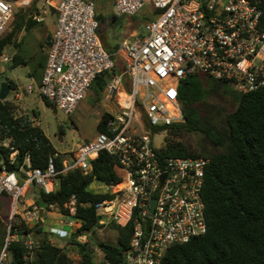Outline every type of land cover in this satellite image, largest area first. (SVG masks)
Returning <instances> with one entry per match:
<instances>
[{
    "label": "built area",
    "instance_id": "1",
    "mask_svg": "<svg viewBox=\"0 0 264 264\" xmlns=\"http://www.w3.org/2000/svg\"><path fill=\"white\" fill-rule=\"evenodd\" d=\"M98 1L46 0L30 14L42 22L55 11L56 27L38 90L63 113H73L96 77L112 71L117 59L126 69L110 76L107 91L118 110L110 113L105 130L95 138L51 155L45 169L34 168L30 155L19 170H8L0 159V199L8 196L13 209L0 264H12L11 241L23 240L29 250L36 247L32 233H12L16 217L29 227L43 223L46 211L25 199L30 185L49 193L58 186V174L77 168L88 173L102 151L119 160L125 176L114 190L112 184L95 182L94 191L110 194L96 204L100 222L120 227L133 223L122 261L103 257L102 264H162L172 246L187 243L208 228L203 187L209 157L165 153L172 129L186 120L180 81L199 73L226 83L237 94L264 89V0H111L117 18L141 13L148 17L114 52L106 48L99 32ZM31 5L32 0H0V35L8 30L16 7ZM11 58L5 53L0 61L9 63ZM17 153H10L11 164ZM59 154L61 170L55 163ZM67 206L76 212L75 197ZM59 223L48 228L58 238L70 237L79 224L62 219ZM65 225L72 230H65Z\"/></svg>",
    "mask_w": 264,
    "mask_h": 264
},
{
    "label": "trees",
    "instance_id": "2",
    "mask_svg": "<svg viewBox=\"0 0 264 264\" xmlns=\"http://www.w3.org/2000/svg\"><path fill=\"white\" fill-rule=\"evenodd\" d=\"M31 12L28 16L19 13L20 20L15 22L12 30L0 35V57L8 46L15 43L17 32L40 23L32 19ZM97 17L100 21L103 19L100 11ZM112 20H117L116 15H112ZM99 32L103 33L101 28ZM117 47L109 51L114 52ZM45 61L44 58L30 73L39 83ZM27 62L15 53L10 68ZM125 69L124 63L117 59L112 71L99 74L93 83L97 82L100 90H104L111 74L124 72ZM6 82L12 91L17 89L16 81L6 79ZM178 89L186 120L172 129L174 135L165 153L209 157L203 187L208 228L206 233L187 243L172 246L162 264H264V89L237 95L226 83L199 73L182 79ZM226 94L232 95L238 103L228 113L211 102L212 98ZM42 98L46 105L55 107L45 96ZM16 108L14 101L0 99V159L5 160L8 170H19L24 157L30 155L34 168L45 169L50 156L58 150L43 128L35 125L29 115L17 114ZM109 116L108 112L102 114L98 132L105 130L104 123ZM190 135L200 138L197 146L177 139L178 136ZM209 146L216 150H210ZM13 150L18 151L17 161L11 164L9 155ZM55 163L58 170L63 168L62 154L55 158ZM124 176L119 160L102 151L92 161V169L88 173L79 168L60 173L55 190L49 193L42 188L35 190V203L43 211L57 210L65 216H73L79 223L69 239L80 258L73 260L65 248L52 243L49 238L52 233L46 230L43 223L29 227L16 217L12 233H32L39 238L34 250H29L23 240L11 241L8 246L11 263L102 264L95 260L90 243L79 240V237L103 226L96 204L110 196L109 193L94 191L91 185L95 182L118 184ZM72 197L76 199L75 213H71L67 206ZM110 224L118 231L117 243L99 241L98 246L105 258L119 262L123 259V249L130 242L133 223L126 227L114 222ZM7 233L0 219V251L5 245Z\"/></svg>",
    "mask_w": 264,
    "mask_h": 264
},
{
    "label": "rangeland",
    "instance_id": "3",
    "mask_svg": "<svg viewBox=\"0 0 264 264\" xmlns=\"http://www.w3.org/2000/svg\"><path fill=\"white\" fill-rule=\"evenodd\" d=\"M46 0H32L31 7H16L14 19L12 20L8 30L4 33L10 32L16 21L20 20L19 13H25L29 15L31 11H36L38 8L43 7ZM98 11L103 15L101 20V29L103 40H108L109 45L113 48L118 46L123 40L129 38L130 34L137 30L148 17L145 13H141L135 16H122L117 20H112V15L115 11L114 3L111 0H99ZM52 16L55 11L52 9L50 13ZM47 18L44 23H38L32 26L30 29H22L14 37L15 43L8 46L5 53L9 56H13V53H18L25 58L28 62L22 63L15 68H10L9 63H3L0 61V88L1 83L6 79H12L17 83V89L10 92L9 98L16 104L17 114L29 115L35 125L43 128L46 134L51 139L53 145L60 153H65L72 148H76L78 144L86 141L88 138L97 133L98 121L101 114L106 110L107 100L96 103L94 92L89 93L81 101L80 106L70 115L63 113L56 107H50L44 102L42 95L38 90L39 81L29 76V70L31 73L34 69L38 68L39 64L44 61L46 56V49L48 44L43 42V33L46 32V25L49 26L52 16ZM46 18V17H45ZM43 22V21H42ZM139 23V24H138ZM48 39V37H47ZM46 39V40H47ZM45 48L43 47V45ZM47 46V47H46ZM12 48V51L10 50ZM29 86L32 87V92L29 91ZM231 91L234 88L228 86ZM18 94V95H17ZM239 95V94H237ZM212 103L217 104L224 112L228 113L234 110L237 106L232 95L226 94L223 96L214 97L211 99ZM180 140L187 141L193 145H198L200 138L196 135L180 136ZM156 142L161 143L162 137H156ZM210 150H216L215 147L209 146ZM96 183L91 185V188H95ZM41 189L40 186L32 184L27 190L25 199L35 201L37 196L35 190ZM42 213L43 215L46 214ZM13 214L12 201L8 196H3L0 199V219L6 230L11 222ZM49 220L46 221V226H59L60 220L77 222L74 217H62L57 210H52L47 213ZM52 219V221H50ZM79 224L73 227L74 230L78 228ZM65 230H72L68 225L64 226ZM48 230V227L47 229ZM85 237H79L80 241H88L94 251V257L97 262H100L104 257L103 252L98 246L99 241L117 243L118 231L111 226L110 222L104 223L102 227L97 228L94 232L87 233ZM7 237V235H6ZM38 236H34L35 240H38ZM50 241L60 247H63L68 252L69 256L78 261L80 255L74 249V246L70 244L69 237L58 238L54 235H49ZM6 241V238H5Z\"/></svg>",
    "mask_w": 264,
    "mask_h": 264
},
{
    "label": "crops",
    "instance_id": "4",
    "mask_svg": "<svg viewBox=\"0 0 264 264\" xmlns=\"http://www.w3.org/2000/svg\"><path fill=\"white\" fill-rule=\"evenodd\" d=\"M51 14H48L47 16H46V18H45V20L43 21V22H41V23H44L45 21H47V18L50 16ZM52 16V15H51ZM56 20H57V18H56V14H54L53 16H52V19H50V24H49V26H47L46 25V32H44L43 33V42L42 43H44V41H46V43L48 44L50 41H51V39H52V35H53V32H54V30H55V27H56ZM47 37H48V39H47ZM47 39V40H46ZM105 42V46H106V48L108 49V50H114V48L111 46V45H109V42H108V40H106V41H104ZM43 45V44H42ZM43 47L45 48V46L43 45ZM47 47V46H46ZM10 50L12 51V48H10ZM16 53V52H15ZM15 53H13V55L15 54ZM46 56H47V49H46ZM46 56H45V60H46ZM46 62V61H45ZM31 73V69L29 70V76L31 75L30 74ZM30 77H33L34 79H35V77L34 76H30ZM12 92V91H11ZM92 92H94V94H95V101H96V103H100L101 101H105V100H107V103L105 104L106 106H107V108H106V110L104 111V112H108V113H115V112H117V110H118V105H117V102H116V100H115V98L114 97H112V96H110L109 95V93H108V91H107V86H106V88L104 89V90H100V88H99V84L96 82V83H93V85L91 86V88L89 89V91H88V93L87 94H89V93H92ZM10 95V94H9ZM9 95H8V99H10L9 98ZM18 95V94H17ZM11 100V99H10ZM81 104V103H80ZM80 104L78 105V107L80 106ZM77 107V108H78ZM103 112V113H104ZM102 113V114H103ZM102 114H101V116H102ZM101 116H100V118H101ZM100 120V119H99ZM99 122V121H98ZM97 134H98V130H97V133L96 134H94L93 136H91L90 138H88L86 141H89V140H91V139H93V138H95L96 136H97ZM48 213V212H47ZM47 213L46 214H44L43 215V224H44V226H45V228L47 229V227L49 228V226H46V221L47 220H49V218H48V216H47ZM50 221H52V219L50 220ZM61 238H64V237H61Z\"/></svg>",
    "mask_w": 264,
    "mask_h": 264
},
{
    "label": "water",
    "instance_id": "5",
    "mask_svg": "<svg viewBox=\"0 0 264 264\" xmlns=\"http://www.w3.org/2000/svg\"><path fill=\"white\" fill-rule=\"evenodd\" d=\"M11 92V87L9 85L8 82L4 81L1 83V88H0V99L4 100L8 97V95L10 94ZM156 203V200L154 199L153 200V206H152V210L154 208V205ZM150 220H148V224H147V230H149V227H150Z\"/></svg>",
    "mask_w": 264,
    "mask_h": 264
},
{
    "label": "bare ground",
    "instance_id": "6",
    "mask_svg": "<svg viewBox=\"0 0 264 264\" xmlns=\"http://www.w3.org/2000/svg\"><path fill=\"white\" fill-rule=\"evenodd\" d=\"M121 184L120 183H118V184H112V186H111V189H115V188H117V187H119Z\"/></svg>",
    "mask_w": 264,
    "mask_h": 264
}]
</instances>
